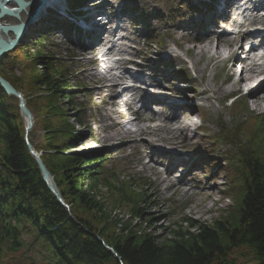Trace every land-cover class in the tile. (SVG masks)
<instances>
[{"label": "trees", "instance_id": "1", "mask_svg": "<svg viewBox=\"0 0 264 264\" xmlns=\"http://www.w3.org/2000/svg\"><path fill=\"white\" fill-rule=\"evenodd\" d=\"M52 20L48 16L32 27L36 37L25 36L17 46L27 55V47L34 48L29 97L22 93L23 78L1 66L0 75L23 94L35 123L41 124L42 141L37 143L32 132L28 140L41 153L69 209L49 189L28 149L19 100L0 86V264H121L106 245L123 264H246L236 257L264 264V114L244 117L234 136L222 130L216 136L235 144L243 126L253 128L241 154L230 153L224 161L234 172L228 189L234 205L212 224L183 218L161 236L148 226L150 221L143 224L144 187L107 177L106 157L76 151L83 137L75 127L79 118H71L66 109L73 88L67 85L66 68L44 50ZM230 104L242 112L241 100ZM123 207L126 214L118 212ZM242 249L239 255L233 252Z\"/></svg>", "mask_w": 264, "mask_h": 264}, {"label": "rangeland", "instance_id": "2", "mask_svg": "<svg viewBox=\"0 0 264 264\" xmlns=\"http://www.w3.org/2000/svg\"><path fill=\"white\" fill-rule=\"evenodd\" d=\"M82 1L88 7L102 5L100 9L103 8L115 16V9L118 8L121 11L118 12L117 18L115 17L116 24L120 26L118 29L119 38L114 39L116 52L112 55L100 57L101 61L91 62L94 55L89 52L90 50H83L84 48L78 45L79 42L67 37L63 31H56L55 34L49 33L45 42L44 50L54 58L57 57V62L66 68L65 74L69 77L67 85H71L73 88L70 90L71 94L68 95L70 100L66 102V109L71 118H77V116L79 118V124L75 127L83 137L79 143H76V151L106 157L103 166L106 169L107 177L115 176L121 182L130 179L131 183L138 185L136 187L138 190L144 187L142 192L147 195L149 201L142 204V208L147 214L143 218V224L146 225L150 221L151 223L148 226L150 225L155 233L166 236L169 233L168 228L173 227L176 222H182L181 219L183 218L194 219L200 224H212L221 217L224 211H228L229 207L234 205V199L228 193L230 188L229 174L232 175L234 172L230 169V163L224 161L230 156V153L234 155L241 154L242 149L247 146L253 128L248 127V125L243 126L235 144L223 139L218 141L216 136L220 134L221 130L234 136L244 117L253 113L264 114V103L259 102L255 105L253 97H243L246 91L232 92L233 83L239 78V71H237L233 81L230 82L233 73L228 68L229 64L213 60L214 52L203 58L201 54L197 55L195 47L201 46L198 42L187 43V39H182V47H177L174 44V39L169 34V30H177L179 25L186 28L196 26V31L190 37L201 39L208 33L213 36V44L215 45H219L225 39L229 41L236 40L239 31L235 30L232 34L223 36L214 34V28L211 25L215 21L208 9H197L196 3L198 0ZM255 1L259 2L261 0ZM172 11L178 13L173 17V23L170 24L169 19H167V23L163 20L165 19L163 17L169 15ZM262 11L264 13V9ZM139 16L142 18H139ZM250 19L248 22H250ZM101 26L105 25L101 24ZM111 28L110 24L106 27L109 31ZM30 35H33L32 38L36 37L33 32H30ZM107 36L108 34L105 32V36H98V40L105 39ZM180 38L181 34L177 32L175 39L179 40ZM108 40L109 38H107L105 44L108 43ZM23 42L24 37L20 39L18 44ZM27 48L30 52L28 55L25 53L26 49L18 47L5 53L0 60V66L10 71L15 77L23 78L22 93L29 97V92L33 90L29 86L32 77L30 74L32 66L29 65L32 62L30 58L32 57L31 54H34V48L32 46ZM188 49H191V55L186 54ZM81 51H85L84 54L75 53ZM224 52L225 57L227 52ZM257 53L262 55L264 50H259ZM168 54L170 56L176 55V58H167ZM242 56H245V54ZM124 59H134L137 62L136 64L149 60L148 65L151 67L155 66L156 62L162 59L165 60L167 64L162 66V71L157 78L164 79L166 77L167 80L164 85L175 87L185 94L184 96L183 94L179 95L177 99L185 100L184 98L188 97L186 98V102L189 104L187 112L180 111L177 113L180 120L186 123L187 113H193L197 119L199 115L204 116L202 117L200 130L197 133H194L193 127L187 132V137L191 138L189 142L159 127L163 123L159 120L161 115L165 118H172L175 115V112L171 111L168 105L166 106L167 103L161 102L163 106L158 107H153L151 104L153 100L160 98L158 93L163 94V97L168 100H173L175 97L168 94V92L167 94L164 91L162 92V89H153L154 87L147 83L148 70L144 69V72H140L134 64L121 65L120 61ZM81 61L87 62V64L82 66L79 64ZM109 67L116 70L109 74L108 78H111L112 75H121L124 67L143 81L140 85L143 89L142 94L148 97L149 113H145L142 108L143 102L132 93L126 97V100L135 101L131 112L127 113L125 106L113 107V101H109L104 105L101 104L102 95L96 89H99L102 83L99 80L91 82V79H93L92 75L95 78V74L100 77V74L105 72V68ZM239 67L241 68L242 64ZM84 68L87 70L86 74L83 73ZM181 72L185 73L186 76L182 78L180 76ZM213 77H215V81H213ZM261 80L264 81V76L261 77ZM215 82L218 88L228 90V94L221 103L217 96H213L212 92L203 93L206 88L215 87ZM128 85H130V82L124 81L121 87L115 89L111 95L115 97ZM151 91H155L156 94H152ZM231 94H234L235 98L243 102L241 113L232 108L230 101H227ZM12 104L15 103L12 102ZM200 104H203L204 107L195 106ZM73 108H77L78 113H75ZM135 111L138 112V115L135 114ZM121 112H126V119L121 120L119 118L118 114ZM137 117H144L147 120L140 122ZM164 117L161 118L162 121ZM22 118L26 124L23 115ZM148 120H151V122H148ZM118 121L124 122L122 134L109 139L116 132L117 127H114V122ZM139 128H145L147 131L143 135L132 139L126 137L125 133L128 129L136 131ZM31 132V136L37 143L42 141L40 123L36 124L34 120V127ZM144 140L152 141L154 144L143 149L141 144ZM171 143L184 144L187 148H174L170 145ZM165 148L166 150H163ZM171 148L176 149L175 152L180 156L189 159L171 165V157H159L163 151L170 153ZM154 153L157 154L154 160L160 161L159 167L153 165L151 160V154ZM188 165H192L190 171L185 175H181L180 170L184 171ZM164 168H169V172H163ZM193 171L197 173H193ZM197 175L201 176L204 186L194 178ZM181 180L189 183L186 190L192 188L191 193L179 192L173 188L172 185L178 184ZM158 183L162 184L160 186L161 191L155 197L154 185ZM102 190L106 197L113 201L111 192L105 188ZM206 190L211 191L212 197L207 194ZM118 212L126 214V208L123 207ZM243 251L245 250H234L233 252L239 255ZM236 260L246 264L250 261L249 258L240 257H236ZM6 264H12V261Z\"/></svg>", "mask_w": 264, "mask_h": 264}, {"label": "bare ground", "instance_id": "3", "mask_svg": "<svg viewBox=\"0 0 264 264\" xmlns=\"http://www.w3.org/2000/svg\"><path fill=\"white\" fill-rule=\"evenodd\" d=\"M247 5V10H249L250 12V22L248 23V25H264V13H263V9H264V0L261 1H255V0H246ZM121 10V9H120ZM178 11V10H177ZM177 11H172L169 15H166L165 22L169 19V23L172 24L173 23V17L178 13ZM26 12H24L25 14ZM21 14H23V12H21ZM162 17H160L162 19ZM119 27V26H118ZM196 26H193L192 28H186L182 25L178 26L177 30H169V34L170 36L174 39V44L177 47H182V39H187V43H195L198 42L199 44H201V46H196L195 47V53H197V55L201 54L202 58L205 57L206 55L214 52L213 55V60H218L224 64H229V69L230 71L233 73L232 77L230 78V82L233 81L234 77L236 76L237 71L240 72L239 78L233 83V89L232 92H243V91H247L248 95L253 97V99H255L254 103L255 105L258 104L259 102H263L264 103V81L261 80V77L264 76V57H262L261 59L258 56L257 53V48H252V49H247L246 43L250 40H252L255 36V34H253L252 32L249 31H245L243 33H240L238 38L236 40H232L229 41L227 39L221 41L219 43V45H215L213 44V36L211 34H205V36L201 39H195L190 37L191 34L193 32L196 31ZM106 33H108L109 37L112 36V33L105 30ZM177 32H179L181 34V38L179 40L175 39L176 38V34ZM111 38V37H110ZM108 40V43H113L112 39ZM263 41H264V36H262ZM105 45V40H99V42L97 43L96 46L91 47V50L89 51L91 54L94 55V58L91 60V62H97V61H101L100 57L101 56H105L102 54V48ZM226 51L227 56L224 58V54ZM85 52V51H84ZM83 51L81 52H75L76 54L79 53H83ZM116 52L115 49V44H111L110 48L108 49V54L107 55H112ZM186 54L191 55L192 51L191 49H188L186 51ZM242 54L245 56H242ZM106 55V56H107ZM223 58V59H222ZM90 62V63H91ZM121 65H127V64H134L137 68L138 71L140 72H144L143 70L147 69L148 70V84H151L154 88L153 89H162L161 91L165 92L167 94H170L171 96L175 97L173 98V100H168L165 97H160L158 98L159 102H166L167 105L169 106V108L171 109V111L175 112V115L172 118H165L164 116H160L159 120L161 122H163L159 127L160 128H164L166 129L168 132L175 134V136H177L178 138H183L186 139L187 142H189V137H187V132L190 131V129L193 126V122L191 121V117H194V114L191 113H187V122L184 123L180 120L179 116H178V112L182 111V112H186L187 111V107H188V102L185 97V100L182 99H177V97H179V95L181 96L183 94V96L185 95L184 93H182L179 89L177 88H172L171 86H166L164 85V82L167 80L166 77H164V79H160L157 78L161 71H162V66L167 64L165 62L164 59L156 62V65L153 67H150L149 64V60H145V62L136 64L137 62L134 61V59H124L120 61ZM79 64H81L82 66H85L87 64V62L81 61ZM242 64V67L240 68L239 65ZM116 70L113 67H109V68H105V72L101 73L100 77H98L95 74V78L94 75H92L93 79H91V82H95L97 80L101 81V87H99V89H96L98 91L99 94L102 95L101 97V104H107L109 101H113V107H122L125 106L127 108V113L133 110V104L135 101H130V100H126V97H128L129 95L134 94L135 96H138L139 100L141 102H143V110L145 111V113H149L150 112V107H149V103L146 97V95L142 94V86L140 85L141 81L136 75L134 76L132 73H130V70L127 68H122V74L121 75H112L111 78H108V75L113 73V71ZM203 71V70H202ZM83 73H87V70L84 68L83 69ZM99 74V73H98ZM215 77H213V81H215ZM124 81L130 82V85L124 87L121 91V93H118L114 96L111 95V93L113 91H115V89H117L118 87H121L122 83ZM165 86V87H164ZM212 92L213 96H217L219 102H223L225 96L228 94V90L227 89H223V88H218L217 84L215 82V87L211 88H206L203 93H209ZM164 93V94H165ZM135 100V99H134ZM119 112V111H117ZM133 113V112H132ZM135 114L138 115V112L135 111ZM119 118L122 119H126L127 115L126 112H121L118 114ZM162 117H164V120L162 121ZM137 120L140 122H144L147 119H144V117H137ZM26 121V125L28 124V119H25ZM123 123L122 121H118V122H114V127H117L116 132H114V134H112L109 139L113 138L114 136L120 135L122 134V127H123ZM34 127V120H33V125L31 128H29V133L32 131ZM150 129V128H148ZM147 130L145 128H139L138 130H130L128 129L126 131V137L127 138H134L136 136H140L143 135ZM154 143L152 141H147L144 140L141 144V146L144 148L153 145ZM172 147L174 148H180V149H186L187 147L184 144H178V143H171L170 144ZM195 148V147H194ZM157 154H151V160L153 162V165H155L156 167L160 166V161H155L154 157H156ZM171 157L172 158V163L171 165H174L176 163H178L179 161H184L186 160V158H184L183 156H180L178 154H174V153H167L165 151H163L159 157ZM163 172L168 173L169 172V168H164ZM205 172V171H204ZM193 173H197L194 172ZM196 179V181L201 184L202 186H204V182L201 178V176H195L194 177ZM183 180H181V182H179L178 184H173V188L176 191L182 192L185 191L187 194L191 193V191L193 190L192 188L186 190L187 187H189V183L186 182H182ZM161 183H158L155 186V191H154V195L155 197L159 195L160 191H161ZM206 189V188H205ZM207 194L209 196L212 197L211 195V191L206 190ZM149 201V198H148ZM149 203V202H148Z\"/></svg>", "mask_w": 264, "mask_h": 264}, {"label": "water", "instance_id": "4", "mask_svg": "<svg viewBox=\"0 0 264 264\" xmlns=\"http://www.w3.org/2000/svg\"><path fill=\"white\" fill-rule=\"evenodd\" d=\"M47 1L48 0H0V60L6 52H9L14 48L25 27L33 21L40 20L42 17L41 10ZM21 12H23V14H21ZM24 12L26 13L24 14ZM0 86L4 89L7 95L18 98L21 114L25 119H28V124L26 125L28 149L35 158L42 177L47 183L49 189L55 194L60 203L69 209V206L64 201L52 174L43 162L41 154L35 150L33 144L28 140L29 128L33 125V115L27 107L22 93L15 89L1 75ZM106 247L112 251L117 260L123 264L121 257L116 251L107 245Z\"/></svg>", "mask_w": 264, "mask_h": 264}]
</instances>
